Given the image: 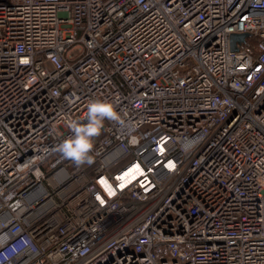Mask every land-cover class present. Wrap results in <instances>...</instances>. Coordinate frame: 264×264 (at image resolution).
I'll return each instance as SVG.
<instances>
[{
    "label": "built area",
    "instance_id": "built-area-1",
    "mask_svg": "<svg viewBox=\"0 0 264 264\" xmlns=\"http://www.w3.org/2000/svg\"><path fill=\"white\" fill-rule=\"evenodd\" d=\"M0 264H264V0H0Z\"/></svg>",
    "mask_w": 264,
    "mask_h": 264
},
{
    "label": "clouds",
    "instance_id": "clouds-1",
    "mask_svg": "<svg viewBox=\"0 0 264 264\" xmlns=\"http://www.w3.org/2000/svg\"><path fill=\"white\" fill-rule=\"evenodd\" d=\"M106 120L123 123L121 115L108 100L89 101L84 120L68 121L67 126L72 135L60 142L56 150L77 167L91 165L94 162V138L101 135Z\"/></svg>",
    "mask_w": 264,
    "mask_h": 264
},
{
    "label": "water",
    "instance_id": "water-1",
    "mask_svg": "<svg viewBox=\"0 0 264 264\" xmlns=\"http://www.w3.org/2000/svg\"><path fill=\"white\" fill-rule=\"evenodd\" d=\"M247 33H238V34H232L231 39H232V45L235 39L243 38Z\"/></svg>",
    "mask_w": 264,
    "mask_h": 264
}]
</instances>
